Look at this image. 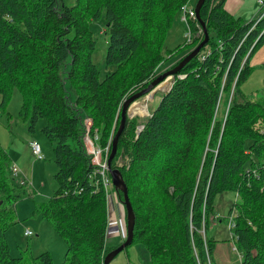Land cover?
<instances>
[{
	"label": "trees",
	"instance_id": "1",
	"mask_svg": "<svg viewBox=\"0 0 264 264\" xmlns=\"http://www.w3.org/2000/svg\"><path fill=\"white\" fill-rule=\"evenodd\" d=\"M191 1L0 0V114L18 90L28 128L44 121L56 189L38 209L66 244L62 264H104L116 248L106 244V197L84 143V120L91 119L90 134L101 148L110 144L111 153L124 101L158 76L168 59L166 37ZM225 2H204L207 44L148 117L127 118L111 162L135 214L133 243L146 248L148 264H212L215 239L207 231L220 220L217 197L227 192L236 200L222 221L235 223L231 240L240 264H264V90L256 98L242 88L264 46V23L251 30L253 22L229 13ZM95 34L108 37L105 75L93 61ZM192 34L190 44L169 51H186L172 67L204 39L198 21ZM25 189L0 146V264H54L48 252L11 255L6 233Z\"/></svg>",
	"mask_w": 264,
	"mask_h": 264
},
{
	"label": "rangeland",
	"instance_id": "2",
	"mask_svg": "<svg viewBox=\"0 0 264 264\" xmlns=\"http://www.w3.org/2000/svg\"><path fill=\"white\" fill-rule=\"evenodd\" d=\"M75 0H68L73 3ZM192 5L195 6L197 0H192ZM234 10H229L227 3ZM182 8V7H181ZM225 8H227L235 17H240L245 24L252 23L260 16V8L257 6V0H226ZM185 26L180 16L174 23L172 30L169 32L164 43V52L168 58L158 68V76L171 70L173 64L180 57L186 54V51L170 56L169 51H174L178 45L184 42ZM95 34L97 48L93 55V61L105 75V57L108 47V37H98ZM252 64L256 66L253 74L248 81L243 85V90L250 96L258 97V94L264 90V46L252 58ZM112 70V69H111ZM153 81V80H152ZM170 79L162 83V88H159L154 97L146 96L139 98L135 103H144L147 110L144 114H137L141 119H145L150 115V112L158 105L160 94L166 93ZM1 102V98H0ZM134 104V103H133ZM130 108V112L133 108ZM8 106L1 109L2 115L0 118V146L7 152L11 159L12 165L20 171L19 176L14 177V182L18 185L26 184L28 189L27 196L19 200L15 204V219L16 223L11 226L6 233V241L10 247V252L13 257L38 256L42 252H48L54 264H62L66 262L67 249L64 240L58 235L53 225L46 220L41 211L38 209L39 204L46 202L54 193L56 183L54 175L57 172L55 163V153L53 144L48 140L42 132L44 121L40 120L34 131L28 128L29 122L24 121L19 112L23 105L22 94L18 90H14V94L9 100ZM222 103L220 107V115L223 112ZM123 106V105H122ZM132 113V112H131ZM139 126L138 129H140ZM35 139L41 146L43 160H37L32 154L29 147V142ZM26 188V186H25ZM111 192V188H109ZM119 197V196H118ZM236 200L235 194L224 193L217 197L215 202V210L220 217L219 222H212L207 233L209 237L215 239V246L212 251V264H240L241 255L234 250L233 241L231 240L228 222L230 209L233 202ZM112 200V204H113ZM112 208V206H111ZM113 210V209H112ZM117 218V217H116ZM109 218L108 221H112ZM126 222V218L124 216ZM29 230L33 233L31 236H26L25 232ZM119 234H108L106 244L108 247H119L122 242ZM149 253L146 248L138 242L132 243L120 254H118L111 264H148Z\"/></svg>",
	"mask_w": 264,
	"mask_h": 264
},
{
	"label": "built area",
	"instance_id": "3",
	"mask_svg": "<svg viewBox=\"0 0 264 264\" xmlns=\"http://www.w3.org/2000/svg\"><path fill=\"white\" fill-rule=\"evenodd\" d=\"M257 6L260 8V16L258 17L257 20L253 21V26L251 30H253L258 24L264 23V0H257ZM181 20L184 23L185 26V31H184V42L186 44H190L193 39V34H192V22L198 21L197 16H196V11H195V6H193L190 3H186L185 5L182 6L181 8ZM180 78H183L184 75L179 76ZM171 88V85L168 86V89ZM167 89V90H168ZM1 115V114H0ZM1 117V116H0ZM85 127H86V133L84 136V143L87 149V153L91 158V163L95 167V174L99 176L100 182L103 186L104 192H105V197H106V204H107V210H108V215L109 218L113 215V210L111 208L112 206V200L116 201L114 199H117L120 201L118 197V193L115 190L113 184H112V179L109 174L108 170V159L110 156V144L105 147L101 148L100 146L97 145V139L98 136H92L90 134V128H91V119L89 117H86L84 120ZM142 128L140 127L139 130ZM29 147L32 151L33 156L37 160H43L44 156L42 154L41 146L36 141L35 139L31 140L29 142ZM20 171L16 168L15 165H12V174L14 177L19 176ZM109 188H111V192L109 191ZM120 207H121V212L123 214V219H124V206L122 202L120 201ZM235 226V223L233 221H230L228 224V228L230 231V236L232 239L236 238L232 234V228ZM106 234H119L122 237H126L127 234V229H126V222L123 220V226L116 225L112 226L110 225L109 221V227L106 230ZM26 236H31L33 233L29 230L25 232ZM234 245V244H233ZM234 250L237 251L236 247L234 246ZM238 252V251H237ZM240 256V259L242 260V256Z\"/></svg>",
	"mask_w": 264,
	"mask_h": 264
},
{
	"label": "water",
	"instance_id": "4",
	"mask_svg": "<svg viewBox=\"0 0 264 264\" xmlns=\"http://www.w3.org/2000/svg\"><path fill=\"white\" fill-rule=\"evenodd\" d=\"M206 0H198L196 5H195V11H196V16L197 20L200 23L203 33H204V39L193 49L191 50L174 68H172L169 71H166L163 74H160L157 76L145 89L141 90L137 94L131 96L127 100L124 101L122 109H121V122L119 129L115 135V137L112 140V149L111 153L108 159V170L109 174L112 179V184L115 188L116 191H120L122 193V204L125 208L126 212V229H127V234H126V239L125 241L119 245V247L115 248L111 252H109L105 258H104V264H111V262L115 259V257L120 254L124 249H126L128 246H130L133 243L134 239V224H135V214L128 196V191L126 184L123 180L122 174L119 169H113L111 168V162L117 152V144H118V139L119 136L121 135L125 122L127 118H132L134 117V114H131L130 108L133 103L136 102L139 98L146 97L149 94H151V97H154V94L156 93V88L165 82L168 78H171L170 85H172L175 81V75H177L181 69L193 58H195L201 49L207 44L209 40V34L207 32V28L204 24V22L201 19L200 15V10L202 5L204 4ZM142 128V127H141Z\"/></svg>",
	"mask_w": 264,
	"mask_h": 264
},
{
	"label": "crops",
	"instance_id": "5",
	"mask_svg": "<svg viewBox=\"0 0 264 264\" xmlns=\"http://www.w3.org/2000/svg\"><path fill=\"white\" fill-rule=\"evenodd\" d=\"M198 1V0H197ZM191 4H192V2H191ZM227 5V7H229V10H231V11H233L234 12V10L230 7V4H229V2L226 4ZM226 10L229 12V13H231L227 8H226ZM232 14V13H231ZM234 15V14H233ZM114 200H116V201H114L113 202V204H112V209H113V215L111 216V218H113V220L112 221H110V225H112V226H116V225H120V226H123V214H122V212H121V207H120V201L119 200H117V199H114ZM117 217V218H116ZM121 236V235H120ZM121 238H123L124 239V237H122L121 236ZM123 239H122V241H123Z\"/></svg>",
	"mask_w": 264,
	"mask_h": 264
},
{
	"label": "bare ground",
	"instance_id": "6",
	"mask_svg": "<svg viewBox=\"0 0 264 264\" xmlns=\"http://www.w3.org/2000/svg\"><path fill=\"white\" fill-rule=\"evenodd\" d=\"M168 79H170V82H171V78H168ZM167 79V80H168ZM166 80V81H167ZM165 81V82H166ZM164 83V82H163ZM159 87L160 88H162V84H160L159 85ZM159 87H157L156 88V91L158 90V89H160ZM149 96H152L151 94L149 95ZM146 110H147V106H146V104H144V103H134L133 104V108H132V110H131V114H135V115H137V114H144L145 112H146ZM148 112V111H147Z\"/></svg>",
	"mask_w": 264,
	"mask_h": 264
}]
</instances>
